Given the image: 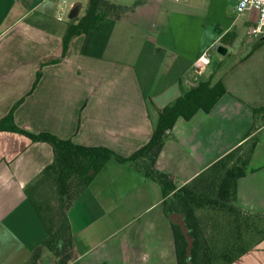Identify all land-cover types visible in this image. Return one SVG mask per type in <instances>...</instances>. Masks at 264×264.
Returning <instances> with one entry per match:
<instances>
[{
	"label": "crops",
	"instance_id": "obj_1",
	"mask_svg": "<svg viewBox=\"0 0 264 264\" xmlns=\"http://www.w3.org/2000/svg\"><path fill=\"white\" fill-rule=\"evenodd\" d=\"M57 1L0 0V119L21 101L17 127L128 157L149 142L161 110L200 83L221 82L226 93L209 111L176 118L155 167L183 186L253 130L258 142L237 203L264 215V35L238 42L257 12L247 27H208L209 14L225 20L229 0H107L126 10L74 37L61 61L41 67L33 89L40 65L62 53L70 19H57ZM69 1L80 18L88 0ZM54 159L50 144L0 130V264H61L44 242L62 214L72 240L64 264H177L158 183L111 158L66 204L41 202L57 190L55 175H43ZM231 264H264V239Z\"/></svg>",
	"mask_w": 264,
	"mask_h": 264
},
{
	"label": "trees",
	"instance_id": "obj_2",
	"mask_svg": "<svg viewBox=\"0 0 264 264\" xmlns=\"http://www.w3.org/2000/svg\"><path fill=\"white\" fill-rule=\"evenodd\" d=\"M125 10L126 7L107 0H88L85 13L67 23L62 37L61 56L40 65L33 89L41 77V67L61 61L74 37L97 28L105 18H119ZM225 93L226 88L221 82L212 85L203 82L184 93L180 99L160 111L159 121L149 142L128 157L120 156L106 147L80 146L71 139H61L49 132L32 134L17 127L13 113L21 101L0 119V130L17 131L32 141L46 142L52 146L55 159L43 175H55L56 192L65 204L84 190L111 158L129 163L160 185L164 211L168 217L175 212L184 215L188 233L193 238L191 264H231L264 239V215L246 212L237 203V183L249 170L258 135L251 130L242 143L180 187L176 186L171 175L155 167L167 131L176 118L189 119L199 109L209 111ZM63 207L66 205L63 204ZM171 226L177 264H189L185 236L179 224L171 221ZM71 241L68 221L62 214L56 232H48L44 246L55 257H60V263L64 264L66 260L62 255L70 248Z\"/></svg>",
	"mask_w": 264,
	"mask_h": 264
},
{
	"label": "rangeland",
	"instance_id": "obj_3",
	"mask_svg": "<svg viewBox=\"0 0 264 264\" xmlns=\"http://www.w3.org/2000/svg\"><path fill=\"white\" fill-rule=\"evenodd\" d=\"M83 7H85V5L87 4V0H79ZM68 2L70 3V1L68 0ZM236 3V0H229L228 2V6H227V15L225 20L223 21L222 17L219 18L218 16H216L215 14H209L208 15V19H207V26L208 27H212V24L216 22L215 21H219V25L223 24H230L232 23L233 25H236L237 27L240 26H250L254 23L255 19H256V11L255 10H247L245 11L243 14H238L235 12L234 10V5ZM68 13L69 10L64 13L63 16V21H68ZM238 42H257L256 37H254L253 35H251L250 33L246 34H241V36L238 39ZM214 52V51H213ZM215 54V53H213ZM229 63H231L233 61V59H229L227 60ZM40 199L41 202L44 201L46 202L47 199H54L56 201H58V199H60V196L57 194L56 190L54 189V191H48V192H43L40 194ZM45 211L47 215H50L48 208L45 206Z\"/></svg>",
	"mask_w": 264,
	"mask_h": 264
},
{
	"label": "built area",
	"instance_id": "obj_4",
	"mask_svg": "<svg viewBox=\"0 0 264 264\" xmlns=\"http://www.w3.org/2000/svg\"><path fill=\"white\" fill-rule=\"evenodd\" d=\"M74 4L69 3L68 0H58L56 5V17L58 20H63L64 13L73 8ZM247 10H255L258 18L257 22L250 29V34L253 36L264 35V0H236L235 11L239 14ZM209 62V54L204 52L196 60L195 65L200 69ZM52 264V263H49Z\"/></svg>",
	"mask_w": 264,
	"mask_h": 264
},
{
	"label": "water",
	"instance_id": "obj_5",
	"mask_svg": "<svg viewBox=\"0 0 264 264\" xmlns=\"http://www.w3.org/2000/svg\"><path fill=\"white\" fill-rule=\"evenodd\" d=\"M78 12H79V6L78 5L73 6V8L71 9V11L68 15L69 19L70 20L74 19L78 15ZM216 48H217V46H216ZM218 50H221V48L219 47ZM170 219L172 222L179 224V226H180V228H181V230L185 236V239L187 242L186 259L189 262V264H191V249H192V245H193V238L188 233L189 229L186 226L185 217L183 214L175 212V213H172L170 215Z\"/></svg>",
	"mask_w": 264,
	"mask_h": 264
}]
</instances>
